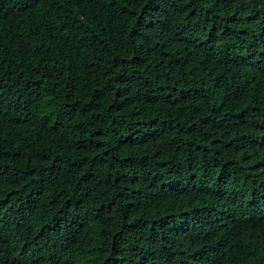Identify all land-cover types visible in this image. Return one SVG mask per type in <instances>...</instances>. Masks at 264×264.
I'll return each instance as SVG.
<instances>
[{"label": "trees", "instance_id": "trees-1", "mask_svg": "<svg viewBox=\"0 0 264 264\" xmlns=\"http://www.w3.org/2000/svg\"><path fill=\"white\" fill-rule=\"evenodd\" d=\"M254 33L264 0H0V213L58 215L64 235L95 214L96 264H147L196 217L201 246L221 220L210 256L264 264V227L242 219L264 166L229 179L218 141L264 109Z\"/></svg>", "mask_w": 264, "mask_h": 264}, {"label": "clouds", "instance_id": "clouds-1", "mask_svg": "<svg viewBox=\"0 0 264 264\" xmlns=\"http://www.w3.org/2000/svg\"><path fill=\"white\" fill-rule=\"evenodd\" d=\"M254 53L258 52L256 57L259 61L264 60V36L261 33L253 35L248 34ZM264 62V61H262ZM262 62L250 66L252 72H263L264 65ZM264 83V79H261ZM264 90L262 88H258ZM264 103L262 101H256ZM264 107V106H263ZM235 115L234 108L229 109L227 117ZM264 109L260 110L255 106L254 112L235 125H232L230 132L218 141L228 144L227 148L230 153L227 159V170L229 179L237 172L243 174L244 178L253 176L264 166ZM241 123V124H240ZM264 194L257 195L250 199L249 205L243 214V221H248L253 227H264ZM90 217V222L86 220L84 224L74 226L67 234L64 235V222L58 215H51L43 224L36 220V216L29 221L28 217L25 224L19 226L16 215L12 209L0 213V264H63L65 256L69 255L71 262L66 264H96V251L103 250L101 240L106 231L96 220L95 214ZM61 221V222H60ZM167 226L171 223L167 221ZM193 227L190 234H185V238L170 242L164 233L161 245H154L149 248L147 254V264H218L222 258L215 260L210 256L220 254V249L224 244V235L221 230L224 226L219 220L216 226L211 229L201 246L194 242L198 227L201 225L200 219L196 217L195 222H191ZM239 222L235 223L237 227ZM222 228H221V227ZM58 228L56 232H51ZM226 230V229H224ZM173 234L177 236L183 232L177 230L174 225ZM227 231V230H226ZM230 233L229 231H227ZM107 236V233H106ZM18 237V239H14ZM111 246H116L112 242ZM20 255V259L17 256ZM95 257V258H94ZM80 259V260H75Z\"/></svg>", "mask_w": 264, "mask_h": 264}, {"label": "bare ground", "instance_id": "bare-ground-1", "mask_svg": "<svg viewBox=\"0 0 264 264\" xmlns=\"http://www.w3.org/2000/svg\"><path fill=\"white\" fill-rule=\"evenodd\" d=\"M75 260H80V259H75Z\"/></svg>", "mask_w": 264, "mask_h": 264}]
</instances>
